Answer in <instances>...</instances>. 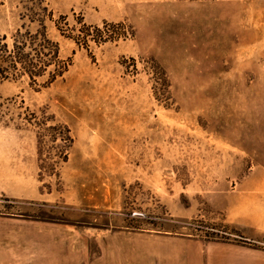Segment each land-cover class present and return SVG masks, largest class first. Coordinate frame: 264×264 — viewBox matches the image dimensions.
Here are the masks:
<instances>
[{"label":"rangeland","instance_id":"1","mask_svg":"<svg viewBox=\"0 0 264 264\" xmlns=\"http://www.w3.org/2000/svg\"><path fill=\"white\" fill-rule=\"evenodd\" d=\"M41 27L57 67L0 78V264L264 255V0H0L9 49Z\"/></svg>","mask_w":264,"mask_h":264},{"label":"trees","instance_id":"2","mask_svg":"<svg viewBox=\"0 0 264 264\" xmlns=\"http://www.w3.org/2000/svg\"><path fill=\"white\" fill-rule=\"evenodd\" d=\"M41 29L43 32H36L33 36H29V33L24 35H20L19 33L16 34L11 49L4 43L5 37L0 36L1 79H7L9 76L14 78L20 73L21 75H26L29 80L33 82L34 78L43 76L48 66L57 65V46L46 37L44 33L45 28L41 27ZM81 30L83 31H76L74 28V30L71 31L78 32L79 35H83L84 38L89 35V30L87 28ZM26 39H29V41ZM27 47H30V53L24 51ZM44 51H46L47 54H45ZM47 56L49 60L43 61L42 59ZM63 71L62 69V71L59 72L55 68L53 74L49 75V83L54 81L56 77H59Z\"/></svg>","mask_w":264,"mask_h":264},{"label":"crops","instance_id":"3","mask_svg":"<svg viewBox=\"0 0 264 264\" xmlns=\"http://www.w3.org/2000/svg\"><path fill=\"white\" fill-rule=\"evenodd\" d=\"M203 247L194 240L179 243L167 239L152 249V256L145 259L144 264L146 261L148 264H264V255L242 247L225 244Z\"/></svg>","mask_w":264,"mask_h":264}]
</instances>
